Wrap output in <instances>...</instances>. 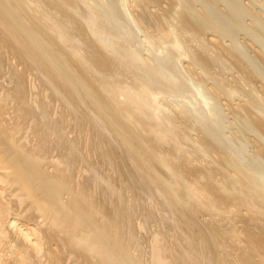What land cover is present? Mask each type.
Here are the masks:
<instances>
[{"label":"bare ground","instance_id":"1","mask_svg":"<svg viewBox=\"0 0 264 264\" xmlns=\"http://www.w3.org/2000/svg\"><path fill=\"white\" fill-rule=\"evenodd\" d=\"M0 264H264V0H0Z\"/></svg>","mask_w":264,"mask_h":264},{"label":"rangeland","instance_id":"2","mask_svg":"<svg viewBox=\"0 0 264 264\" xmlns=\"http://www.w3.org/2000/svg\"><path fill=\"white\" fill-rule=\"evenodd\" d=\"M242 37H243V35H242ZM250 149H253L252 147H250Z\"/></svg>","mask_w":264,"mask_h":264}]
</instances>
